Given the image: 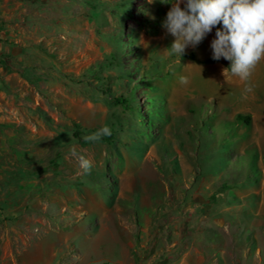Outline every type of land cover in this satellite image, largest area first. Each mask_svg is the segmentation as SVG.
Returning <instances> with one entry per match:
<instances>
[{"label": "rangeland", "instance_id": "obj_1", "mask_svg": "<svg viewBox=\"0 0 264 264\" xmlns=\"http://www.w3.org/2000/svg\"><path fill=\"white\" fill-rule=\"evenodd\" d=\"M170 7L0 0V264H264V59H178Z\"/></svg>", "mask_w": 264, "mask_h": 264}, {"label": "clouds", "instance_id": "obj_2", "mask_svg": "<svg viewBox=\"0 0 264 264\" xmlns=\"http://www.w3.org/2000/svg\"><path fill=\"white\" fill-rule=\"evenodd\" d=\"M152 2V0H149ZM171 7L162 22L174 39L167 47L178 59L188 47L199 45L215 29L210 40L211 58L229 61L234 76L248 81L252 69L264 59V0H160ZM219 25V27H217ZM181 83L184 79L181 78ZM111 135L102 127L87 137L98 141ZM83 174L91 171L92 162L72 153Z\"/></svg>", "mask_w": 264, "mask_h": 264}, {"label": "crops", "instance_id": "obj_3", "mask_svg": "<svg viewBox=\"0 0 264 264\" xmlns=\"http://www.w3.org/2000/svg\"><path fill=\"white\" fill-rule=\"evenodd\" d=\"M216 242H214L213 248L216 249V250L217 249L219 250L220 246H221L220 242L219 241L217 243ZM130 249H132V247ZM222 250L223 249L221 248L220 251L216 253L217 255L220 254L219 256H216L214 258H210L209 262L208 263L205 262V264H218V263L220 264V261H224V264H233V262L231 260H229L230 262L227 260V257H225V253L223 254V252H221ZM130 254H131L130 257H132V253H130ZM130 257H128V258L121 257V258L118 259L115 256L114 259L110 260V263H112V264H136L134 259L130 258ZM113 261H114V263H113ZM198 263H199V259L198 258H193V259H190V258L186 259L185 257L183 258V264H198Z\"/></svg>", "mask_w": 264, "mask_h": 264}, {"label": "trees", "instance_id": "obj_4", "mask_svg": "<svg viewBox=\"0 0 264 264\" xmlns=\"http://www.w3.org/2000/svg\"><path fill=\"white\" fill-rule=\"evenodd\" d=\"M187 57H189L190 59H194L195 58L193 53H188ZM204 61L213 62V61H217V60H213L211 57H209V58L205 59ZM236 119L237 120H241L244 123H248L249 122V116L248 115L237 114ZM72 134H73V136L75 138L78 139V141L80 143H85L84 140L80 137V131H79L77 125L75 126V129L73 130ZM110 138H111V135L103 136L102 140L109 141Z\"/></svg>", "mask_w": 264, "mask_h": 264}, {"label": "bare ground", "instance_id": "obj_5", "mask_svg": "<svg viewBox=\"0 0 264 264\" xmlns=\"http://www.w3.org/2000/svg\"><path fill=\"white\" fill-rule=\"evenodd\" d=\"M219 167H221L222 168V166H223V163H224V160H219ZM224 168V167H223Z\"/></svg>", "mask_w": 264, "mask_h": 264}]
</instances>
